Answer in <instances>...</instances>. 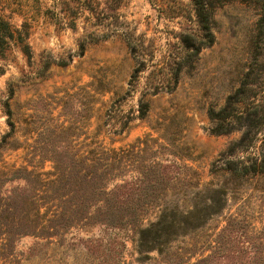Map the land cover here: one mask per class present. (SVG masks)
Wrapping results in <instances>:
<instances>
[{
  "label": "rangeland",
  "instance_id": "374dc122",
  "mask_svg": "<svg viewBox=\"0 0 264 264\" xmlns=\"http://www.w3.org/2000/svg\"><path fill=\"white\" fill-rule=\"evenodd\" d=\"M60 1L0 0L28 52L11 41L0 56V264H264V172L224 170L226 160L264 154V124L247 149H230L240 130L216 134L209 116L246 74L238 112L264 118V44L253 48L264 0L214 4L213 41L195 53L186 51L200 39L190 0H121L116 24L81 11L73 28L55 20L66 10ZM89 32L107 36L83 39ZM100 148H113L120 165L106 198L136 214L135 227L156 208L218 210L143 252L135 227L98 222L93 207L55 234L46 203L44 229L32 234L30 188L19 177L51 171L64 154L80 155L90 172ZM70 188H61L64 209Z\"/></svg>",
  "mask_w": 264,
  "mask_h": 264
},
{
  "label": "trees",
  "instance_id": "16d2710c",
  "mask_svg": "<svg viewBox=\"0 0 264 264\" xmlns=\"http://www.w3.org/2000/svg\"><path fill=\"white\" fill-rule=\"evenodd\" d=\"M70 1V3H69ZM106 1V0H105ZM113 4H107L106 7L100 8V0H61L65 4L66 10L61 12L62 15L56 16L55 20L59 25L73 28L75 26V19L77 14L81 11H86L94 20V24H102L109 19L112 25L116 24V12L121 0H110ZM196 22L198 24L200 39L198 42H186V51L191 49L193 53L197 52L200 48L209 46L213 41V36L210 31L211 23V8L216 3H221L223 0H190ZM105 3V2H104ZM258 16L255 20V36L253 48L255 54H258L256 49L261 48L260 45L264 44V2L260 4L258 9ZM107 36L105 33L89 32L83 39L88 41H96L103 39ZM24 36L20 31L12 30L9 23L0 16V56L8 46L9 42H17L21 51L27 54V44L23 43ZM130 44V40L126 39ZM82 48V43L80 44ZM248 84L245 77L238 84V86L229 93L223 102V105L218 110H210L209 116L215 125L212 131L216 134L228 133L232 130H240V136L237 140L230 144V149L245 150L251 145V138L259 131V127L264 124V118H251V114L255 111L247 112L244 116L238 112V105L243 100V96L247 93L246 85ZM255 108V106H252ZM142 111V110H141ZM252 133V136L249 134ZM100 152L92 159L95 166L92 167L90 172L84 170L85 159L76 154L62 155L63 159L55 160V166L49 172H40L36 169H31L27 177H19L29 184L30 188V231L36 235L44 229L42 218L45 215V204L48 203L53 208L50 212L51 215V228L53 233H57V228L64 224L73 225L77 221L87 218L91 215L89 209L94 208L97 216L96 221L109 225L121 226L128 224L130 228L135 227L137 219L136 214L133 213L130 217L127 216V211L124 205L111 203L106 196L111 194L112 188L107 189V182L109 179L120 175V165L115 163L116 155L113 148H100ZM111 155H108V154ZM78 157V158H76ZM110 159V162L107 161ZM247 162V163H245ZM23 170L21 167L15 169L16 172ZM224 170L230 174H258L264 172V154L261 157L255 155L247 158V161H233L226 160ZM25 171V170H24ZM116 171V172H114ZM90 182V187L87 183ZM67 185L70 188L68 192L70 204L68 208L64 209L62 206V199L68 193L61 191V188ZM120 186V185H119ZM89 191V192H87ZM219 206H212L209 202L202 208L196 206H189L188 210H182L177 214L176 208L172 210L174 214L167 216L164 209L156 208L153 215V220H148L147 223L135 227V235L137 236V246L141 251H150L160 247V245L167 241L169 238L177 235L176 232L181 229L185 230L187 227L197 228L200 227L208 218H210ZM86 210V211H85ZM21 209L18 208L20 213ZM53 220V221H52ZM20 229V228H17ZM176 229V231H175ZM182 230V231H183ZM17 234L21 235L20 230ZM156 247V248H155ZM202 258L200 261H205Z\"/></svg>",
  "mask_w": 264,
  "mask_h": 264
}]
</instances>
